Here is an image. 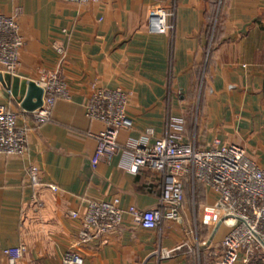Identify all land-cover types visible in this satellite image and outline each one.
<instances>
[{"label":"crops","instance_id":"obj_1","mask_svg":"<svg viewBox=\"0 0 264 264\" xmlns=\"http://www.w3.org/2000/svg\"><path fill=\"white\" fill-rule=\"evenodd\" d=\"M159 7L174 25L164 35L149 31ZM0 15L15 17L24 39L19 71L0 66V103L29 129L23 156L0 155V264H11L4 250L19 245L27 251L15 264H61L72 249L82 264L215 262L228 227L208 212V191L197 183L193 194L189 181L181 219L150 230L125 215L119 230L77 245L81 219L72 211L82 216L90 202L114 199L124 211L156 208L164 180L150 168L131 173L123 150L99 157L89 134L104 126L86 117L85 105L94 86L120 89L130 95L133 123L119 132L121 145L149 128L153 143L170 128L200 149L214 140L243 147L264 167V0H0ZM55 42L66 51L70 99L57 100L52 120L36 126L30 113L44 100L39 73L56 65ZM31 165L40 169L37 185ZM179 246L171 258L158 257L159 248Z\"/></svg>","mask_w":264,"mask_h":264},{"label":"built area","instance_id":"obj_2","mask_svg":"<svg viewBox=\"0 0 264 264\" xmlns=\"http://www.w3.org/2000/svg\"><path fill=\"white\" fill-rule=\"evenodd\" d=\"M74 3L97 2L98 0H65ZM167 8L159 7L149 16L150 33L164 35L174 29L168 21ZM24 39L15 17L0 15V66L10 74H15L21 66L20 50ZM58 60L53 68L40 71L39 81L44 87L42 105L30 113L36 126L52 120L57 100L70 99L63 66L66 51L58 43L53 44ZM130 95L120 89L110 90L94 86L85 105L88 119L104 126L97 134H89L97 144V155L111 159L123 150L129 156L128 170L137 173L150 168L163 178L162 192L158 207L141 210L134 206L126 211L119 208V200L90 202L82 216L72 211V218L81 219L77 235V245H89L103 234L119 230L124 216L129 215L133 222L145 229H156L165 219H181V207L185 201V182L189 181L194 194L197 183L201 184L212 197L207 205L209 213L219 215V225L228 227L221 240V253L211 264L249 263L254 257L264 256V167L260 166L247 153L246 149L234 144H221L214 140L207 148L200 149L193 143L183 141L182 135L172 132L149 143L153 129L145 131L139 140L126 145L118 142L121 130L132 128V119L127 113ZM20 113L0 103V155L20 157L26 152L28 132L26 126L18 125ZM98 160H94L95 165ZM32 184L40 183V169L31 165L28 169ZM49 188L57 191L55 184ZM196 234V231H193ZM181 246L174 249L159 248L158 257L171 258ZM27 251L25 245L5 249L4 254L11 264ZM83 260L76 249L69 250L61 264H82Z\"/></svg>","mask_w":264,"mask_h":264},{"label":"rangeland","instance_id":"obj_3","mask_svg":"<svg viewBox=\"0 0 264 264\" xmlns=\"http://www.w3.org/2000/svg\"><path fill=\"white\" fill-rule=\"evenodd\" d=\"M254 258L250 261L251 263L249 262L248 264H264V256H256Z\"/></svg>","mask_w":264,"mask_h":264}]
</instances>
